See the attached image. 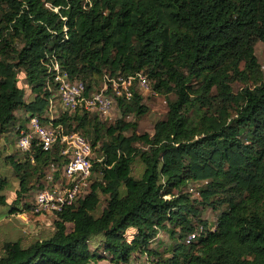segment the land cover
<instances>
[{
	"label": "trees",
	"instance_id": "trees-1",
	"mask_svg": "<svg viewBox=\"0 0 264 264\" xmlns=\"http://www.w3.org/2000/svg\"><path fill=\"white\" fill-rule=\"evenodd\" d=\"M258 41L264 0H0V138L22 111L27 122L37 116L84 135L98 153L87 191L54 213L53 232L28 246L4 241L0 264H128L132 256L158 254L149 245L159 231L174 244L171 257L155 264H264ZM53 60L69 79L82 80L86 93L104 75L141 72L153 92L174 98L167 97L166 116L152 134H137L136 122L124 120L146 111L137 88L130 100L115 99L121 117L109 126L84 109H61L51 119ZM235 81L243 85L237 92ZM61 150L58 141L47 151L33 141L21 160L10 159L19 184L10 214L28 208L22 196L45 187L51 165L59 174L68 159ZM136 160L138 177L131 174ZM7 187L0 176V206L7 205ZM204 208L217 211L213 228L201 217ZM193 231L196 238L185 244Z\"/></svg>",
	"mask_w": 264,
	"mask_h": 264
},
{
	"label": "built area",
	"instance_id": "built-area-1",
	"mask_svg": "<svg viewBox=\"0 0 264 264\" xmlns=\"http://www.w3.org/2000/svg\"><path fill=\"white\" fill-rule=\"evenodd\" d=\"M53 81L56 83L55 96L62 110L74 111L84 109L88 112L106 114L110 111L116 98L130 100L136 88L147 90L149 81L141 72L126 76H103L100 90L86 93L82 80H71L65 70L61 69L56 60L49 65ZM50 88L49 86L47 87ZM52 108L49 100L48 110ZM53 117H51L52 119ZM27 129H20L16 138V146L21 151H29L36 141L44 151L49 150L58 141L62 147L61 154L68 155L62 165L58 177L54 175L56 168L50 166L46 175L49 184L36 191L34 203L30 208L32 213L50 211L53 214L71 205L87 187L91 174L92 146L87 137L71 132L64 133L62 127L45 125L37 116H31L27 122ZM201 230L202 226L199 225ZM197 236L193 231L184 238L185 244H190Z\"/></svg>",
	"mask_w": 264,
	"mask_h": 264
},
{
	"label": "rangeland",
	"instance_id": "rangeland-1",
	"mask_svg": "<svg viewBox=\"0 0 264 264\" xmlns=\"http://www.w3.org/2000/svg\"><path fill=\"white\" fill-rule=\"evenodd\" d=\"M254 54L256 56L257 62L260 65L261 71L264 73V42L258 41L254 45ZM19 84L25 90V99L30 98V89L25 86V81L23 74L19 73ZM103 79L98 80L97 85L92 88L91 92H96L100 90ZM243 85L240 82L235 81L232 84L234 92H237ZM142 95V103L144 104L146 111L144 114L135 117L133 115H127L124 117L125 121H135L136 128L135 132L137 134L142 133H153L154 124L165 118L168 111L167 97L173 99L174 96L169 94L168 96L155 93L152 91V82L150 81L147 90L137 88ZM90 92V93H91ZM59 106L58 97L52 98V108H50L49 113L51 117H56L61 111ZM100 121L105 125L109 126L113 124L117 119L121 117L120 111L116 106V103L112 105L110 111L106 114H98ZM17 120L14 127H11L10 131L0 138V176H4L8 180V187L5 190V195L7 198V205L0 206V247L4 241L7 240H18L22 246H28L30 243L37 239H42L48 237L53 232V220L55 216L50 211H44L42 213H32L29 210V206L33 205L36 186L25 193L20 204L27 203L28 208L22 213L10 214L9 206L12 201L16 199V192L19 190L18 180L14 174L12 164L10 159L21 160L25 151L19 150L16 146V138L18 133H16L17 128L21 125L24 129L27 125V120L25 119V114L22 111H17ZM130 133H126L129 135ZM98 153L92 152V159L97 157ZM50 170H46L47 175ZM142 173V165L139 161H135L132 164L131 174L134 177L140 176ZM58 175H56V178ZM48 180L44 182V186L48 185ZM192 187V185H190ZM189 186V187H190ZM194 187V185H193ZM87 191V187L83 189L82 194ZM192 196L198 197L195 191H191ZM217 211H213L210 208H204L201 210V217L203 220L208 222L209 227L213 228L216 220ZM174 244V241L170 238L169 233L164 231H159L156 238L150 242V247L158 252L156 255L148 256H132L128 264H155L157 259L164 260L171 257V251L169 248ZM90 250L92 247H89ZM100 253L103 250H99ZM169 251V252H168ZM105 253V252H104ZM107 260V259H106ZM93 264H122L118 262H112L107 260V262H100L99 260L92 261ZM90 263V264H91Z\"/></svg>",
	"mask_w": 264,
	"mask_h": 264
},
{
	"label": "crops",
	"instance_id": "crops-1",
	"mask_svg": "<svg viewBox=\"0 0 264 264\" xmlns=\"http://www.w3.org/2000/svg\"><path fill=\"white\" fill-rule=\"evenodd\" d=\"M32 206V205H31ZM31 206H30V208H31ZM30 208H29V210H30ZM100 262H107V260L106 259H102V260H99V263ZM91 264H93V263H91Z\"/></svg>",
	"mask_w": 264,
	"mask_h": 264
}]
</instances>
